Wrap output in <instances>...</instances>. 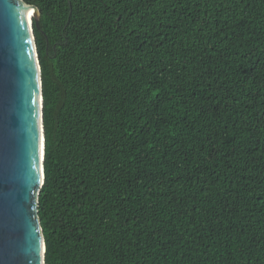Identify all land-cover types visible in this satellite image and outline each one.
<instances>
[{
  "label": "trees",
  "instance_id": "16d2710c",
  "mask_svg": "<svg viewBox=\"0 0 264 264\" xmlns=\"http://www.w3.org/2000/svg\"><path fill=\"white\" fill-rule=\"evenodd\" d=\"M24 1L45 264H264V0Z\"/></svg>",
  "mask_w": 264,
  "mask_h": 264
},
{
  "label": "water",
  "instance_id": "95a60500",
  "mask_svg": "<svg viewBox=\"0 0 264 264\" xmlns=\"http://www.w3.org/2000/svg\"><path fill=\"white\" fill-rule=\"evenodd\" d=\"M39 19L35 5L0 0V264H45L39 216L43 89L34 31Z\"/></svg>",
  "mask_w": 264,
  "mask_h": 264
},
{
  "label": "bare ground",
  "instance_id": "6f19581e",
  "mask_svg": "<svg viewBox=\"0 0 264 264\" xmlns=\"http://www.w3.org/2000/svg\"><path fill=\"white\" fill-rule=\"evenodd\" d=\"M32 13H33V11H31V9H30V16L32 15Z\"/></svg>",
  "mask_w": 264,
  "mask_h": 264
},
{
  "label": "snow or ice",
  "instance_id": "6c2138e0",
  "mask_svg": "<svg viewBox=\"0 0 264 264\" xmlns=\"http://www.w3.org/2000/svg\"><path fill=\"white\" fill-rule=\"evenodd\" d=\"M33 103H35V101H33Z\"/></svg>",
  "mask_w": 264,
  "mask_h": 264
}]
</instances>
